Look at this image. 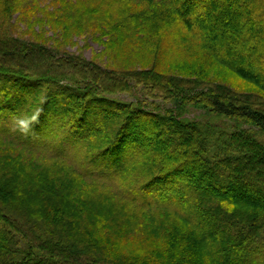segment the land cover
Wrapping results in <instances>:
<instances>
[{"label": "trees", "instance_id": "16d2710c", "mask_svg": "<svg viewBox=\"0 0 264 264\" xmlns=\"http://www.w3.org/2000/svg\"><path fill=\"white\" fill-rule=\"evenodd\" d=\"M0 264H264V0H0Z\"/></svg>", "mask_w": 264, "mask_h": 264}, {"label": "rangeland", "instance_id": "374dc122", "mask_svg": "<svg viewBox=\"0 0 264 264\" xmlns=\"http://www.w3.org/2000/svg\"><path fill=\"white\" fill-rule=\"evenodd\" d=\"M78 44L73 47H69V50L72 52L75 51H80V53H83V55L88 58L91 59L95 56V54L101 50V47L99 46L98 43L96 42H92L88 40V46H81L83 45V41L82 40H77ZM170 59H173V57H170ZM181 58H174L172 61L176 62L177 64L168 61L166 62L163 66H165L163 69L167 70L169 72H180L183 74H189L192 73L193 71L197 70L195 68L194 70V64H192L191 59L190 58H183L182 61H180ZM117 62H121L120 60ZM203 76L207 77V78H213L222 82H225L227 84H230L231 86H233L234 88L238 89V90H242V91H251L253 90V86L243 82L240 78H238L235 74H233L232 72L226 70V69H221V68H214V69H210L208 71H203L202 73ZM140 94V93H139ZM136 95H138L136 93ZM121 98L124 99H129L130 96L129 95H120ZM190 117H194V116H198L199 113L197 111H191L190 114H187ZM214 120H218L217 118H212ZM20 126V125H19ZM19 126H13V130H15L17 127L19 128ZM24 124H22L23 128ZM135 241V240H132ZM142 242L138 241L137 242H132L129 243V248L132 250H136L139 251L140 249H142Z\"/></svg>", "mask_w": 264, "mask_h": 264}]
</instances>
